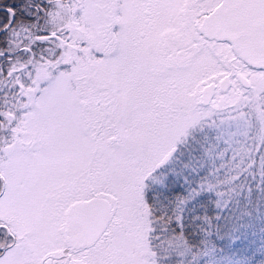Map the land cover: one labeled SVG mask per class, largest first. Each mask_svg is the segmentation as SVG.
Listing matches in <instances>:
<instances>
[{
	"label": "snow or ice",
	"instance_id": "snow-or-ice-1",
	"mask_svg": "<svg viewBox=\"0 0 264 264\" xmlns=\"http://www.w3.org/2000/svg\"><path fill=\"white\" fill-rule=\"evenodd\" d=\"M0 264H264V0H0Z\"/></svg>",
	"mask_w": 264,
	"mask_h": 264
}]
</instances>
